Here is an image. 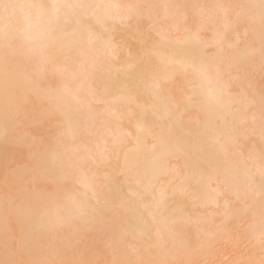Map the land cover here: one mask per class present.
<instances>
[{
  "label": "bare ground",
  "instance_id": "6f19581e",
  "mask_svg": "<svg viewBox=\"0 0 264 264\" xmlns=\"http://www.w3.org/2000/svg\"><path fill=\"white\" fill-rule=\"evenodd\" d=\"M0 264H264L262 0H3Z\"/></svg>",
  "mask_w": 264,
  "mask_h": 264
},
{
  "label": "snow or ice",
  "instance_id": "6c2138e0",
  "mask_svg": "<svg viewBox=\"0 0 264 264\" xmlns=\"http://www.w3.org/2000/svg\"><path fill=\"white\" fill-rule=\"evenodd\" d=\"M264 3V0H262ZM17 7H21L15 4L4 3L3 0H0V10H2L5 14L9 12V10H15Z\"/></svg>",
  "mask_w": 264,
  "mask_h": 264
}]
</instances>
